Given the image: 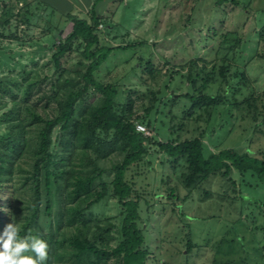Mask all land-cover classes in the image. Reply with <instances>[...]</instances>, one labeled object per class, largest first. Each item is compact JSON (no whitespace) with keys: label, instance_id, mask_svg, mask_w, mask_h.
Listing matches in <instances>:
<instances>
[{"label":"rangeland","instance_id":"374dc122","mask_svg":"<svg viewBox=\"0 0 264 264\" xmlns=\"http://www.w3.org/2000/svg\"><path fill=\"white\" fill-rule=\"evenodd\" d=\"M2 3L12 9L14 17L9 28H0V79L17 80L22 89L10 85L16 97L9 90L0 91V119L15 102L23 117L28 116L27 107L45 116L54 108L48 96L59 78L52 60L54 44L71 32L72 23L42 0H0ZM100 4V45L128 48L114 50L95 78L101 84H117L120 104L131 95L134 117L144 113L150 91L164 93L168 84L166 101L172 94L180 99L188 93L189 73L199 74L198 86L209 74L211 82L205 93L225 95L224 103L212 110L209 122L200 111L182 119L189 102L168 101L154 131L147 129V136L162 143L203 136L208 153L250 150L264 158V42L258 37L264 26V0H105ZM26 11L32 14L28 22L24 21ZM72 14L89 20L85 13ZM234 37L243 42L235 52ZM83 51V44L77 43L62 59L65 78H77V72L86 70ZM149 61L157 71L154 78L144 71ZM223 65L229 66L227 75L238 68L245 71V85L226 76L232 88L228 87L220 73ZM173 71L179 74L171 76ZM26 80L38 82L28 104L22 101ZM236 86L238 92H234ZM99 98L92 94L88 101ZM236 102L241 103L239 107L234 106ZM6 128L0 121V135ZM57 134L58 130L54 138ZM27 162L28 158H23L17 166L27 168ZM186 172L184 161L174 164L156 146L150 148L146 162L127 172L128 182L144 199L140 215L150 254L147 264H264V187H258L249 175L241 177L235 172V186L218 175L186 188ZM25 176L15 168L14 181L6 185L3 196L0 194V208L8 197L15 204L16 198L24 199ZM171 189L174 198L169 196ZM101 208L102 216L118 226L116 201L109 200ZM189 240L193 246L190 252Z\"/></svg>","mask_w":264,"mask_h":264},{"label":"trees","instance_id":"16d2710c","mask_svg":"<svg viewBox=\"0 0 264 264\" xmlns=\"http://www.w3.org/2000/svg\"><path fill=\"white\" fill-rule=\"evenodd\" d=\"M102 1L105 0L93 2L88 12L89 20L66 16L72 23V30L54 44L52 55L59 73V78L52 84V95L48 96L54 108L44 116L27 107L28 116L23 117L15 102L0 119L7 125L5 133L0 135V194L3 196L6 185L14 181L16 167L26 175L22 183L24 199L16 198V204L9 197L6 199L3 208L9 213L0 211V230L11 223L13 217L17 222L21 221V237L39 236L47 241L49 248L45 264H147L150 254L145 246L146 230L140 215L144 199L128 182L127 172L132 166L146 162L152 146H156L174 164L184 161L186 188L197 187L218 175L235 186L232 179L235 172L241 177L249 175L258 187H264V158L254 156L250 150L241 153L227 149L208 153L203 136L183 142L162 143L155 136L149 137L137 131L138 123L154 131L157 119L164 114L162 106L180 99L189 102L182 119H190L200 111L209 122L212 110L224 103L225 95L205 93L211 82L209 74L198 86L199 74L189 73L186 76L188 93L180 95V99L172 94L166 101L168 84L164 93L150 91L144 113L134 117L131 95L120 104L117 84H101L95 78L114 50L128 48L100 45L98 29L103 19L96 8ZM0 8V28L7 29L14 14L4 3ZM31 15L26 11L24 21L28 22ZM258 37L260 42H264V26ZM234 41L236 44L232 49L235 52L243 42L236 37ZM77 43L84 46L82 56L88 62L86 70L77 72V78H65L67 71L63 70L61 61ZM190 64L195 65L196 61ZM228 69L227 65L220 68L228 87L232 88L227 77L245 85V71L238 68L227 75ZM144 71L153 78L157 72L150 61ZM174 74L179 73L173 71L171 76ZM26 83L22 101L28 104L38 82L26 80ZM10 85L17 90L22 89L17 80L0 79V91L9 90L16 97ZM236 87L234 92L240 90L239 86ZM92 94L100 96L97 102L88 101ZM250 96L254 100L255 96ZM240 104L236 102L234 106L239 107ZM170 114L174 118L171 111ZM56 130L58 134L54 138ZM23 158H28L27 168L17 166ZM108 162L111 165L107 167L105 163ZM169 196L175 197L172 189ZM109 200L116 201L118 226L102 216L101 207ZM188 247L190 252L193 247L190 240Z\"/></svg>","mask_w":264,"mask_h":264},{"label":"clouds","instance_id":"9594fccd","mask_svg":"<svg viewBox=\"0 0 264 264\" xmlns=\"http://www.w3.org/2000/svg\"><path fill=\"white\" fill-rule=\"evenodd\" d=\"M8 212V209L0 208ZM20 222H12L0 230V264H45L49 245L39 236L19 235Z\"/></svg>","mask_w":264,"mask_h":264},{"label":"crops","instance_id":"0c3cea01","mask_svg":"<svg viewBox=\"0 0 264 264\" xmlns=\"http://www.w3.org/2000/svg\"><path fill=\"white\" fill-rule=\"evenodd\" d=\"M47 6L53 8L55 12L61 13L64 16L74 15L72 13L80 12L88 15L90 7L93 4V0H42ZM108 1V0H106ZM102 4L97 6V14L99 13Z\"/></svg>","mask_w":264,"mask_h":264},{"label":"built area","instance_id":"2783aa9c","mask_svg":"<svg viewBox=\"0 0 264 264\" xmlns=\"http://www.w3.org/2000/svg\"><path fill=\"white\" fill-rule=\"evenodd\" d=\"M137 131L143 133L146 136L150 134L149 131H147V128L140 124L137 125Z\"/></svg>","mask_w":264,"mask_h":264}]
</instances>
